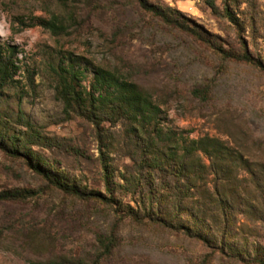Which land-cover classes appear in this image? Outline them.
I'll return each instance as SVG.
<instances>
[{
  "label": "rangeland",
  "instance_id": "1",
  "mask_svg": "<svg viewBox=\"0 0 264 264\" xmlns=\"http://www.w3.org/2000/svg\"><path fill=\"white\" fill-rule=\"evenodd\" d=\"M146 1L176 8L218 44L164 23L142 9L139 0H0V45L14 47L18 66L17 81L0 91V115L8 120L9 134L23 129L16 122L23 114L61 146L46 149L37 143L35 150L57 161L79 188L106 193L100 158L104 146L94 124L70 111L55 92L51 64L70 57L79 69L86 68L88 77L82 84L87 88L96 66L143 88L159 106L163 138L175 142L218 137L252 162H264V70L228 59L217 49L236 48L243 42L264 62V0L232 2L230 9L239 24L213 12L208 0ZM214 2L222 12L224 0ZM52 15L66 21L68 32L55 35L37 22L40 16ZM200 86H208L204 99L193 93ZM101 126L114 135L109 149L103 148L112 179L123 184L115 187L114 196L139 210L135 202L139 195L121 177L124 165H131L130 157L135 156L129 127L105 121ZM238 172L241 177L246 171ZM206 180L212 184L213 175ZM244 184L258 195L251 180ZM19 187L41 189V193L25 201H0V264L73 259L91 263L103 250L99 236L107 234H113L114 244L98 264H242L227 255V248L221 253L181 231L119 218L101 200L65 194L31 170L25 157L0 150V190ZM193 192L194 197L199 195ZM253 192L236 198L240 208H234L240 228L235 239L240 249L249 251L257 244L264 248V221L242 203L248 196L254 198ZM151 212L167 216L175 225L185 219L172 218L175 213L169 203L166 209L153 206Z\"/></svg>",
  "mask_w": 264,
  "mask_h": 264
},
{
  "label": "trees",
  "instance_id": "2",
  "mask_svg": "<svg viewBox=\"0 0 264 264\" xmlns=\"http://www.w3.org/2000/svg\"><path fill=\"white\" fill-rule=\"evenodd\" d=\"M236 1L224 0L222 12L218 11L214 0H208V3L213 12L223 14L239 24L230 9L232 2ZM139 4L142 9L164 23L178 27L205 43L210 42L215 46L218 44L208 37V33L200 25L190 21L176 8L155 5L146 0H139ZM37 22L55 35L68 32L69 26L61 16L52 15L49 19L40 16ZM217 49L228 59L247 62L264 70V62L253 56L243 42L238 43L236 48L224 49L219 46ZM14 51L13 46L0 45V91L7 84L17 81L14 79L18 67L14 64ZM50 68L58 98L70 111L94 124L95 133L105 150L109 149L114 135L110 129L106 130L101 126V121L112 126L123 124L129 127L127 134L133 139L135 156L130 157L131 165H124L121 177L132 186V193L139 195L135 202L142 211L130 204H121V200L115 198V187L123 184L112 179V169L105 160L103 148L100 149V158L106 193L79 188L66 176L67 173L61 169L57 161L49 160L43 153L33 148L37 143L46 149H61V146L49 136L42 134L40 129L21 113L18 114L16 122L23 129L15 128V131H19L17 134L15 131L9 134L8 120L0 115L1 151L10 156L25 157L31 170L39 174L47 184L65 194L84 200H101L119 218L129 217L136 222L150 221L181 231L185 235L200 239L221 253L227 248L229 250L227 255L238 263L264 264V248L261 245L251 246V251L246 247L239 248L235 239L239 226H236L234 211V208H240L238 200L235 199L247 191L253 192L244 184L251 180L258 195L253 192L255 197L248 196L245 198L246 202L242 203L247 208L255 210L258 220L264 221V162H252L218 137L181 138L175 142H171L170 137L163 138L158 120L159 106L137 83L119 79L109 69L100 66L92 68L93 76L87 88L82 84L88 77L85 73L86 68L79 69L73 62L71 63L70 57L67 61L62 58L55 64L52 63ZM33 73L31 72L29 83L33 82ZM207 90L208 86H200L194 88L193 93L204 99ZM240 169L246 171L241 177L238 172ZM127 175L131 178H127ZM209 175H213L212 184L206 180ZM156 183L158 188L154 187ZM194 190L199 193L197 197L193 196ZM40 193L41 189L29 187L3 189L0 190V201H25L38 197ZM189 199H193L191 203L194 205L189 204ZM168 203L175 213L171 214L172 218L184 217L183 222L175 225L165 215H152L153 206L166 209ZM98 240L103 250L91 263L73 259L65 263L56 260L49 264H98L100 257L109 253L114 244V236L101 235Z\"/></svg>",
  "mask_w": 264,
  "mask_h": 264
}]
</instances>
